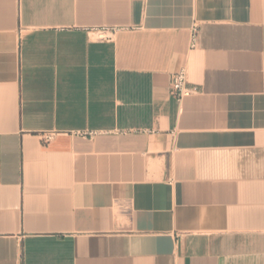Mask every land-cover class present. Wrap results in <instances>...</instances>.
I'll return each mask as SVG.
<instances>
[{"label": "crops", "instance_id": "obj_1", "mask_svg": "<svg viewBox=\"0 0 264 264\" xmlns=\"http://www.w3.org/2000/svg\"><path fill=\"white\" fill-rule=\"evenodd\" d=\"M0 264H264V0H0Z\"/></svg>", "mask_w": 264, "mask_h": 264}, {"label": "built area", "instance_id": "obj_2", "mask_svg": "<svg viewBox=\"0 0 264 264\" xmlns=\"http://www.w3.org/2000/svg\"><path fill=\"white\" fill-rule=\"evenodd\" d=\"M120 28L117 27H100L92 28L88 30V33L92 34L97 41L103 42H112L116 34L120 31ZM198 42V27L193 26L190 30V48H195ZM198 92L197 87L189 86L186 80V71L185 69H180L176 72L172 81L169 85V93L180 102L183 98L190 95L196 94ZM95 133L92 132H76L75 135L79 137H92ZM55 136L54 132H44L40 135V141L42 144L49 143Z\"/></svg>", "mask_w": 264, "mask_h": 264}]
</instances>
